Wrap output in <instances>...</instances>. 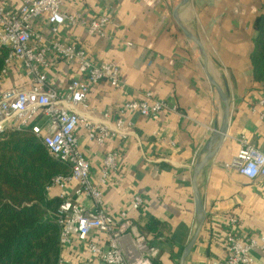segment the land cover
Returning <instances> with one entry per match:
<instances>
[{"label": "crops", "instance_id": "0c3cea01", "mask_svg": "<svg viewBox=\"0 0 264 264\" xmlns=\"http://www.w3.org/2000/svg\"><path fill=\"white\" fill-rule=\"evenodd\" d=\"M17 12L20 0H3ZM182 0H64L61 12L79 14L87 21L108 17V37L100 38L80 26L65 24L58 39L83 48L96 63L116 62L123 88L114 89L103 81L88 95L86 108L78 109L76 129L79 150L91 165V183L103 193V209L118 217L127 212L134 232L159 250L156 264H180L184 249L198 229L193 189L194 167L207 151L222 118V103L203 69L197 46L178 27L173 12ZM264 0H190L177 20L204 46L209 71L229 98L231 117L225 139L214 158L198 178L205 222L185 264L224 261L228 238L243 243L264 236V179L250 181L226 169L246 140L264 152V82L256 81L251 57L256 50L257 22ZM38 48L51 39L47 17L35 21ZM41 41V42H40ZM49 86L64 91L81 80L75 63L56 54L48 56ZM31 82L19 62H13L0 81V95ZM150 93L164 101L169 110L154 118L133 113L123 115L125 103L140 101ZM175 109V111H174ZM134 125L127 136L111 134L102 146L89 137L87 125L115 130L118 120ZM37 124L46 131V120ZM108 154L116 155V167L106 184L100 183ZM77 183L65 194L81 206L94 209L86 197H75ZM53 189L50 196H58ZM140 196V210L131 202ZM157 221V225L153 224ZM104 248L105 235L94 231L82 242L74 236L61 254L63 264H104L89 250L92 244ZM123 247L128 258L138 252L130 237ZM253 264H264V251L252 252Z\"/></svg>", "mask_w": 264, "mask_h": 264}, {"label": "built area", "instance_id": "2783aa9c", "mask_svg": "<svg viewBox=\"0 0 264 264\" xmlns=\"http://www.w3.org/2000/svg\"><path fill=\"white\" fill-rule=\"evenodd\" d=\"M2 1L0 0V50L3 47L10 49L3 74L16 61L21 63L31 82L23 88L11 89L0 95V134L29 129L43 143L52 159L70 167L69 176L56 177L46 189L47 194L53 189L60 191L57 196L60 204L56 217L61 230L62 251L72 244L74 236L84 242L92 232L98 231L105 235L106 246L102 248L92 243L89 250L104 264H156L159 250L151 247L144 236L134 232L128 213L122 212L118 217H112L104 211L103 193L91 183V165L80 152L75 133L80 123L77 110L86 108L90 90L103 81L114 89H121L123 80L118 63H96L83 48L62 43L58 35L61 27L68 24L85 27L97 37L107 38L110 18L87 21L79 14L65 15L61 12L64 0H20L17 12L5 7ZM43 17H47L51 39L48 44L35 48L33 41L42 39L36 35L32 25ZM51 54H56L67 63H75L82 79L72 81L64 91L49 86L45 71ZM259 105L264 106V97ZM168 110L166 102L154 100L147 93L143 100L125 103L121 112L123 115L136 113L145 118H154ZM42 119L47 122L46 131L37 124ZM86 127L90 139L102 146L111 134L127 136L132 133L134 125L121 119L116 123L114 131L93 125ZM192 165L194 167L196 161ZM115 167L116 155L108 154L100 179L102 185L106 184ZM224 167L238 172L250 181L264 179V152L243 140L238 154ZM72 183L78 184L74 196L90 199L94 205L93 210L81 206L65 194L66 188ZM142 205V198L136 196L131 202V209L138 211ZM127 237L131 238L132 245L138 252L134 259L127 257L123 247V241ZM227 243L226 260L214 261L212 264H253L252 252L255 249L264 251V236L252 238L248 243L229 237ZM60 264L63 261L60 260Z\"/></svg>", "mask_w": 264, "mask_h": 264}, {"label": "trees", "instance_id": "16d2710c", "mask_svg": "<svg viewBox=\"0 0 264 264\" xmlns=\"http://www.w3.org/2000/svg\"><path fill=\"white\" fill-rule=\"evenodd\" d=\"M257 31L251 61L256 81L264 82V5ZM9 55L10 49L1 48L0 81ZM70 173L31 130L0 134V264H60V202L46 189Z\"/></svg>", "mask_w": 264, "mask_h": 264}, {"label": "water", "instance_id": "95a60500", "mask_svg": "<svg viewBox=\"0 0 264 264\" xmlns=\"http://www.w3.org/2000/svg\"><path fill=\"white\" fill-rule=\"evenodd\" d=\"M190 0H182L180 5L176 7V9L173 12V16L175 18V21L180 28V30L184 33L186 38H188L190 41H192L199 51L201 52V55L203 57V69L205 71V74L207 76V79L211 85V87L216 91L218 94L221 103H222V118L219 128L213 133L212 137L210 138L208 145H207V151L203 155L202 158L196 163L194 167V177H193V189H194V198H195V206H196V216L198 221V229L190 241V243L187 245V247L184 249V252L182 254L180 264H185L186 259L190 255L198 237L201 232V229L205 222V212L203 208V203L201 200L200 192L198 189V178L204 168L207 166V164L214 158L217 151L221 147L225 136L227 135L228 128H229V122L231 117V107L229 103V98L227 94L224 92L222 87L215 81V79L211 76L209 71V62H208V56L206 53V50L199 39H197L193 34H191L178 20H177V14L179 11L188 5Z\"/></svg>", "mask_w": 264, "mask_h": 264}]
</instances>
